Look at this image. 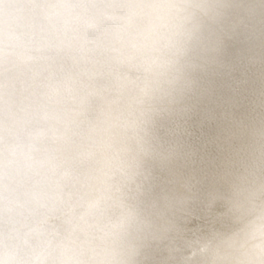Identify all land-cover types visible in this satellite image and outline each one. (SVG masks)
Segmentation results:
<instances>
[{
  "label": "rangeland",
  "instance_id": "374dc122",
  "mask_svg": "<svg viewBox=\"0 0 264 264\" xmlns=\"http://www.w3.org/2000/svg\"><path fill=\"white\" fill-rule=\"evenodd\" d=\"M57 1L11 0L6 6L12 8L10 15L18 12L29 15L42 5L25 34L19 27L9 26L17 30V36L5 44L7 50L13 51L25 43L24 50L31 53L29 59L35 61L20 70L17 59L24 54L19 51L0 62V92L14 98L9 105L3 104L0 97V264H200L209 257H196L194 250L203 246L215 249L242 231L253 232L258 228L264 212V56L257 60L250 51H247L249 56L247 52L236 54L233 37L227 36L220 24L235 19L234 12L223 13L219 26L215 22L203 34L184 29L175 31L178 24L169 19H163L147 33H134L119 55L130 53L143 41H151V45L133 57L130 67L122 61L113 60L107 65L102 60L108 58L117 42L112 35L127 26L125 18L109 19L91 29L85 25L94 16L131 13V3L109 0L97 9L95 0H67V11L49 18ZM82 8L84 14L73 28H67V22ZM189 22L194 26V20ZM103 35L110 37L104 38L94 50V43ZM220 35L225 37L221 39L225 44L215 48L210 39ZM76 37L85 38L83 46L57 49L56 45ZM245 40L243 44L249 38ZM203 42L208 44L206 48ZM91 52L97 58L90 59ZM84 57L87 59L81 61ZM161 57L166 59L160 75L167 80L173 78V72H169L171 65L188 62L182 73L184 81L168 89L163 87L165 81L148 86L146 81L154 70L146 66ZM213 60L216 64L211 63ZM50 62L59 63L58 67L44 77L39 76L37 73ZM102 64L109 68L94 72ZM90 72L92 77L86 80L74 76L83 77ZM119 73L121 76L117 77ZM55 83L66 87L55 90ZM36 87L42 92H37L31 100L39 107L36 115L40 119L45 115L46 121L25 120L15 132L1 134V126L29 108L23 105L26 100L22 92ZM83 93L89 95L82 101ZM58 99L70 112L81 104L88 107L79 124L66 126L73 130L67 142L56 138L58 128L53 124L44 125L53 113L45 104ZM107 100L109 106H102ZM107 121L111 129L119 130L120 136L112 142L94 140L93 135ZM60 148L67 155L51 161ZM101 148H106L108 157L115 152L110 158L113 160L106 162L105 174L96 160ZM48 161L51 164L45 165ZM96 179H101V194L90 203L91 187Z\"/></svg>",
  "mask_w": 264,
  "mask_h": 264
},
{
  "label": "bare ground",
  "instance_id": "6f19581e",
  "mask_svg": "<svg viewBox=\"0 0 264 264\" xmlns=\"http://www.w3.org/2000/svg\"><path fill=\"white\" fill-rule=\"evenodd\" d=\"M11 0H0V62L8 59L12 53H17L21 51L23 53V57L17 59L18 62V68L20 70L28 67L34 60H30L29 56L31 53L26 52L24 50V44H21L19 46H16L13 51H9L5 48V44H8L14 40V38L17 36V30L10 29V27H19L22 33H26L32 26V24L36 20L35 13L39 10L38 8L42 5H38L33 12H29V15H25V12L22 13H13L10 15V10L12 8H6L8 4L10 5ZM28 1V0H27ZM54 1V0H53ZM56 1V0H55ZM109 3V0H95V7L98 9L100 4L102 2ZM120 3H131L132 4V11L131 13H125V14H113L106 17H98L94 16L91 17V19L87 20L85 27L88 29H91L92 27L100 24L101 22L107 21L109 19H119V18H125L127 22V26L118 32H115L112 36H115V39H117V42L112 46V49L108 53V58H103L102 60L104 62H107V65H110L111 61L118 60L120 63L121 61L126 63L128 66H132V59L133 57H137V55H140L144 53L145 49L148 48L151 41H143L140 44L136 45L134 50L130 51V53L126 55H119L120 49L124 46V43L128 41L131 36L138 32L142 31L143 33H147L150 28L157 24H159L163 19H169L174 20L177 22L178 26L176 27L175 31H178L179 29L189 30L190 33L198 32V33H205L209 29V27L212 24L218 25V20L222 18L223 13L225 12H234L235 19L230 18L226 20L223 23H220L222 26V29H226L227 36H232L233 38L231 41H233L235 45V51L237 52V55H242L243 52L250 51V55L253 56L255 59L262 58L264 56V0H118ZM13 2V1H12ZM49 2V1H48ZM86 2V0L84 1ZM30 4V3H29ZM32 4V3H31ZM22 5V4H20ZM48 5V4H47ZM85 6V5H84ZM30 7V6H29ZM68 8V1L67 0H58L56 4H54L52 10L49 12V18L53 16H57L61 14L62 12H66ZM79 8V7H78ZM32 10V9H31ZM96 10V9H95ZM70 11V10H69ZM128 11V10H127ZM85 12V8L79 9L72 18L67 22H65L67 28H73L75 26L76 20H78ZM102 12V11H101ZM39 13V12H38ZM112 13V12H111ZM121 13V12H120ZM227 14V13H226ZM231 15V14H230ZM44 16V15H43ZM87 15H85L86 17ZM234 16V15H233ZM61 17V15H60ZM226 17V16H225ZM229 17V16H228ZM39 19V18H38ZM51 20V19H50ZM191 20H194L195 24L194 26H191L190 24ZM62 21V20H61ZM111 21V20H110ZM164 21V20H163ZM81 22V21H80ZM171 22V21H170ZM199 23L200 25H198ZM50 24V22H49ZM79 24V23H78ZM85 24V23H83ZM163 24V23H162ZM173 24V21H172ZM35 25V24H34ZM53 25V24H52ZM125 25V24H124ZM10 26V27H9ZM49 26V25H48ZM51 26V25H50ZM65 26V25H64ZM77 26V25H76ZM219 26V25H218ZM11 27V28H12ZM166 27V26H165ZM168 27V26H167ZM166 27V28H167ZM173 27V26H172ZM171 27V28H172ZM174 27V28H175ZM214 27V26H213ZM212 27V28H213ZM39 28V27H38ZM47 28V27H46ZM50 28V27H49ZM52 28V27H51ZM151 28V29H152ZM220 28V27H219ZM79 29V28H78ZM95 29V28H94ZM157 29V28H156ZM52 30V29H51ZM50 30V31H51ZM45 31V30H44ZM60 31V30H59ZM160 31V30H159ZM46 32V31H45ZM68 32V31H67ZM170 32V31H169ZM179 32V31H178ZM210 32V30H209ZM217 32V31H216ZM37 33V32H36ZM77 33V32H76ZM165 33V32H164ZM174 33V32H173ZM51 34V33H49ZM73 34V32H72ZM82 34V33H81ZM161 34V33H160ZM163 34V32H162ZM210 33H207V35ZM215 34V32L213 33ZM217 34H220V32H217ZM36 35V34H35ZM48 35V34H47ZM55 35V34H54ZM137 35V34H136ZM152 35V34H151ZM150 35V36H151ZM180 35V34H179ZM177 36L179 38L180 36ZM60 36V35H59ZM109 35H103L101 39L97 40L94 43V50L95 47H98L100 43L104 40V38H107ZM183 36V35H181ZM67 37V36H66ZM82 37V36H81ZM110 37V36H109ZM201 37V36H200ZM211 37V36H210ZM48 38V37H47ZM57 38V37H56ZM139 38V37H138ZM137 38V39H138ZM151 38V37H150ZM157 38V36H156ZM169 38V37H168ZM224 36L220 35V37L216 38L215 36L211 37V42H214L213 46L215 48H222L225 44L221 39L224 40ZM249 38L245 44H243V40ZM149 39V38H147ZM185 39V38H184ZM189 39V37H188ZM187 39V40H188ZM202 39V38H201ZM32 40V39H31ZM46 40V39H45ZM109 40V39H108ZM144 40V39H143ZM150 40V39H149ZM193 40V39H192ZM206 40V39H205ZM204 40V41H205ZM227 40V39H226ZM167 41V39H166ZM165 41V42H166ZM191 41V40H190ZM246 41V40H245ZM55 42V41H54ZM58 42V41H57ZM85 42V38H73L70 40L65 41L64 43H60L57 46V49H63L68 50L72 47H75V45H82ZM159 42V41H158ZM179 42V41H178ZM183 42V41H182ZM21 43V42H20ZM27 43V42H26ZM89 43V42H88ZM131 43V42H130ZM154 43V42H153ZM152 43V44H153ZM156 43V42H155ZM168 43V42H167ZM171 43V42H170ZM198 43V42H197ZM147 44V45H146ZM165 44V43H164ZM169 44V43H168ZM192 44V43H191ZM204 48L208 46L206 42L202 43ZM47 45V44H46ZM87 45V44H86ZM133 45V43H132ZM151 45V44H150ZM184 45V44H183ZM12 46V45H11ZM55 46V45H54ZM83 46V45H82ZM128 46V45H127ZM165 46H167L165 44ZM182 46V45H181ZM202 46V45H201ZM46 47V46H45ZM190 47V46H188ZM40 48V47H39ZM107 48V47H106ZM110 48V47H109ZM151 48V46H150ZM162 48V47H161ZM177 48V47H175ZM209 48V47H208ZM28 49V48H27ZM173 49V48H172ZM179 49V48H178ZM177 49V50H178ZM193 49V48H190ZM195 49V48H194ZM43 50V49H42ZM93 50V51H94ZM188 50V49H186ZM28 51V50H27ZM39 51V50H38ZM72 51V50H71ZM219 51V50H218ZM80 52V51H79ZM89 52V51H88ZM177 52V51H175ZM185 52V51H184ZM220 52V51H219ZM20 53V52H19ZM48 53V52H47ZM56 53V52H55ZM62 53V52H61ZM71 53V52H70ZM74 53V52H73ZM76 53V52H75ZM105 53V52H104ZM157 53V52H156ZM159 53V52H158ZM102 54V53H101ZM182 54V53H181ZM184 54V53H183ZM201 54V53H200ZM222 54V53H221ZM248 54V52H247ZM248 54V56H249ZM59 55V54H58ZM144 55V54H143ZM157 55V54H156ZM164 55V54H163ZM162 55V56H163ZM207 55V54H206ZM231 55V54H230ZM8 56V57H7ZM22 56V55H21ZM73 56V55H72ZM216 56V55H215ZM221 56V55H220ZM245 56V54H244ZM18 57V55H17ZM33 57H35L33 55ZM81 57V56H80ZM90 59L97 58V54L95 52H91V54L88 56ZM157 57V56H156ZM175 57V56H174ZM224 57V56H223ZM170 58V57H169ZM175 58H178L175 57ZM264 58V57H263ZM57 59V58H56ZM87 57H84L83 60L85 61ZM166 58L159 59L155 63H151L150 65H147L146 67H150V69H153L154 72L150 74V77L147 79L146 83L150 87V85L153 82L162 83L163 87H167L166 89L174 86L178 82L184 81L185 76L182 74L185 67L188 65V62H178L174 65H171L169 67V72H173V80H167L166 77L160 75L161 67L164 64ZM174 59V58H173ZM183 59V58H181ZM210 59V58H209ZM238 59V58H237ZM16 60V59H15ZM63 60V59H62ZM101 60V59H100ZM226 60V59H225ZM249 60V59H247ZM246 60V61H247ZM254 60V59H253ZM258 60V59H257ZM79 61V62H81ZM154 61V60H153ZM207 61V60H206ZM260 61V60H259ZM103 62V63H104ZM141 62V61H140ZM191 62V61H190ZM216 60H213L211 63H215ZM225 62V61H224ZM238 62V61H237ZM44 63V62H43ZM61 63V62H60ZM229 63V62H227ZM6 64V63H5ZM14 64V63H13ZM34 64V63H33ZM59 64V63H58ZM58 64L56 62H50L48 67H44V70L39 71L37 74L39 76L44 77L46 76L47 72L53 71L56 67H58ZM139 64V63H138ZM147 64V63H146ZM216 64V63H215ZM219 64V63H218ZM86 65V63H85ZM106 64H102L101 67L97 71L100 70L102 72H105L107 69ZM207 65V64H206ZM204 65V66H206ZM228 65V64H227ZM231 65V64H230ZM233 65V64H232ZM239 65V64H238ZM252 65V64H251ZM254 65V64H253ZM71 66V65H70ZM88 66V65H87ZM92 66V63H91ZM116 66V65H115ZM247 66V65H246ZM249 66V65H248ZM74 67V65H73ZM77 67V66H76ZM32 70V67H30ZM85 68V67H83ZM109 68V67H108ZM134 68V67H133ZM140 68V67H139ZM188 68V66H187ZM217 68V67H216ZM88 69V67H87ZM130 69V68H129ZM202 69V68H201ZM70 70V69H69ZM206 70V69H205ZM204 70V71H205ZM218 70V69H217ZM216 70V71H217ZM78 71V70H77ZM100 71V72H101ZM208 71V70H207ZM58 72V70H57ZM69 72V71H68ZM138 72V71H137ZM149 72V71H148ZM147 72V73H148ZM168 72V73H169ZM187 72V71H186ZM192 72V71H191ZM215 72V70H214ZM228 72V71H227ZM237 72V71H236ZM247 72V71H246ZM239 73V72H238ZM93 72L87 73L85 76L80 77L79 74H74L75 78H79L80 80H86L92 77ZM193 74V73H192ZM196 74V73H195ZM203 74H205L203 72ZM210 74V73H208ZM236 74V73H235ZM244 74V73H243ZM264 74V73H263ZM10 75V74H9ZM14 75V74H13ZM64 75V74H63ZM97 75V74H96ZM20 76V75H18ZM121 76V74L116 75ZM248 76V75H247ZM33 77V76H32ZM175 77V78H174ZM229 77V76H228ZM231 77V76H230ZM236 77V76H235ZM251 77V76H250ZM199 78V76H198ZM215 78V77H214ZM222 78V77H221ZM122 79V78H121ZM233 79V78H232ZM21 80V79H20ZM44 80V79H42ZM202 80V79H201ZM218 80V79H217ZM253 80V79H252ZM77 81V80H76ZM193 81V80H192ZM228 81V80H227ZM45 82V81H44ZM78 82V81H77ZM224 82V81H223ZM226 82V81H225ZM91 83V82H90ZM116 83V82H115ZM128 83V82H127ZM213 83V82H212ZM254 83V82H253ZM10 84V83H9ZM53 84V83H52ZM83 84V83H82ZM131 84V83H129ZM190 84V82H189ZM219 84V83H217ZM250 84V83H249ZM35 85V84H34ZM132 85V84H131ZM159 85V84H158ZM157 85V88H158ZM220 85V84H219ZM264 85V84H263ZM43 86H45L43 84ZM103 86V85H102ZM130 86V85H129ZM189 86V85H188ZM197 86V85H196ZM248 86V85H246ZM254 86V85H253ZM29 87V86H28ZM66 87L62 86L60 83H55L53 88H61ZM73 87V86H72ZM125 87V85H124ZM128 87V86H127ZM145 88L147 86H144ZM162 87V88H163ZM183 87V86H182ZM123 88V87H122ZM218 88V87H217ZM236 88V87H235ZM50 89V88H46ZM78 89V88H77ZM153 89V88H152ZM190 89V88H189ZM213 89V88H212ZM216 89V88H215ZM257 89V88H256ZM52 90V89H51ZM56 90V89H55ZM74 90V89H73ZM65 91V90H64ZM127 91V90H126ZM134 91V90H133ZM161 91V90H160ZM37 92H42V89L40 90L38 87L35 89L28 91L27 93L22 92V97L25 98L26 102L23 104L24 107L27 106L29 108L23 109L20 114L12 119L11 122L7 123L4 126H1V134L6 133H13L15 132L19 125H21L25 120L30 119H40L41 116L36 115L38 113L39 107L36 103H32V98ZM57 92V91H56ZM69 92H72L71 89H69ZM218 92V91H217ZM245 92V91H244ZM17 93V92H15ZM45 93V92H44ZM155 93V92H154ZM205 93V92H204ZM231 93V92H230ZM258 93V92H257ZM119 94V93H118ZM125 94V93H124ZM160 94V93H159ZM176 94V93H175ZM200 94V93H199ZM198 94V95H199ZM226 94V93H225ZM229 94V93H228ZM12 95V94H11ZM69 95H72L69 93ZM89 93H83L80 97V99L83 101L86 96H88ZM205 95V94H204ZM216 95V94H215ZM159 96V95H158ZM172 96V95H171ZM193 96V95H192ZM220 96V95H219ZM242 96V95H241ZM246 96V95H243ZM259 96V95H258ZM0 97L3 99V104H9L13 101V96H8L7 94H3L0 92ZM21 97V98H22ZM57 97V96H56ZM68 97V96H67ZM179 97V96H178ZM195 97V96H194ZM223 97V96H222ZM238 97V96H237ZM260 97V96H259ZM63 98V97H62ZM92 98V97H91ZM132 98V97H131ZM141 98V97H140ZM189 98V97H188ZM207 98V96H206ZM220 98V97H219ZM244 98V97H243ZM48 99V98H47ZM79 99V100H80ZM137 99V98H136ZM168 99V98H167ZM166 99V100H167ZM217 99V98H216ZM262 99V98H261ZM19 100V99H18ZM69 100V99H68ZM73 100V99H72ZM76 100V99H75ZM162 100V99H161ZM198 100V99H197ZM256 100V99H255ZM2 101V100H1ZM50 101V100H49ZM55 101V100H53ZM201 101V100H200ZM204 101V100H203ZM215 101V100H214ZM249 101V100H248ZM62 101L58 99L53 104H49L48 102L45 104V106H48V109H53V113L51 115V119L49 118V123L45 122V126L53 124L54 127L58 128L57 130V137L60 138L61 141L67 142L69 140L70 132H72V128L66 127L71 125H77L80 123V118L88 111V107L85 106V104H81L75 111L70 112V110H66V108L62 105ZM85 102V101H84ZM180 102V101H179ZM222 102V101H221ZM260 102V101H259ZM154 103V102H153ZM193 103V102H192ZM229 103V102H228ZM40 104V103H39ZM108 100L103 103L102 106H109ZM143 104V103H142ZM207 104V103H206ZM210 104V103H209ZM10 105V104H9ZM125 105V104H124ZM202 105V103H201ZM224 105V104H223ZM77 106V105H76ZM112 107V106H111ZM150 107V106H149ZM259 107V106H258ZM264 107V106H263ZM122 108V107H121ZM142 108V107H141ZM210 108V107H209ZM208 108V109H209ZM214 108V107H213ZM224 108V107H223ZM257 108V107H256ZM42 109V108H41ZM46 109V108H45ZM93 109V108H92ZM103 109V108H102ZM150 109V108H149ZM184 109V108H183ZM204 109V108H203ZM232 109V108H231ZM98 110V109H97ZM111 110V109H110ZM172 110V109H171ZM175 110V109H174ZM207 110V109H206ZM216 110V109H215ZM262 110V109H261ZM77 111V112H76ZM95 111V110H94ZM228 111V110H227ZM256 111V110H255ZM17 112V111H16ZM144 112V111H143ZM212 112V111H211ZM216 112V111H215ZM214 112V113H215ZM225 112V111H224ZM251 112V111H250ZM132 113V112H131ZM192 113V112H191ZM222 113V112H221ZM260 113V112H259ZM199 114V113H198ZM212 114V113H211ZM218 114V113H217ZM243 114V113H242ZM98 115V113H97ZM221 115V114H220ZM230 115V114H229ZM254 115V113H253ZM32 116V118H30ZM45 116V115H44ZM42 115V121H46L45 118ZM172 116V115H171ZM212 116V115H211ZM128 117V116H127ZM142 117V116H141ZM155 117V116H154ZM229 117V116H227ZM111 118V117H110ZM144 118V117H143ZM208 118V117H207ZM220 118V117H219ZM224 118V117H223ZM232 118V117H231ZM237 118V117H236ZM256 118V117H255ZM137 119V118H136ZM174 119V118H173ZM206 120V119H205ZM218 120V119H217ZM96 121V120H95ZM100 121V120H99ZM197 121V120H196ZM212 121V120H211ZM230 121V120H229ZM219 122V121H218ZM221 122V121H220ZM226 122V121H225ZM231 122V121H230ZM239 122V121H238ZM245 122V121H244ZM249 122V121H248ZM69 123V125H67ZM117 123V122H116ZM189 123V122H188ZM204 123V122H203ZM240 123V122H239ZM251 123V122H250ZM110 123L107 121L102 126L99 132L93 135V139L96 141H111L117 137L120 136V132L117 130H113L110 128ZM142 124V123H141ZM244 124V123H243ZM242 124V125H243ZM246 124V123H245ZM227 125V124H226ZM221 126V125H220ZM249 126V124L247 125ZM214 127V126H213ZM100 128V127H99ZM225 128V127H224ZM137 129V128H136ZM208 129V128H207ZM238 129V128H237ZM188 130V129H187ZM203 130V129H202ZM137 131V130H136ZM166 131V130H165ZM169 131V130H168ZM234 131V130H233ZM243 131V130H242ZM90 132V131H89ZM125 132V131H124ZM226 132V131H225ZM230 132V130H229ZM263 132V131H262ZM87 133V132H86ZM149 133V132H148ZM219 133V132H218ZM231 133V132H230ZM245 133V132H244ZM255 133V132H254ZM123 134V133H122ZM212 134V133H211ZM222 134V133H221ZM237 134V132H236ZM242 134V133H241ZM248 134V133H247ZM251 134V133H250ZM92 135V134H91ZM136 135V134H135ZM197 136V135H195ZM223 136V135H222ZM74 137V136H73ZM89 137V136H88ZM243 137V136H242ZM217 138V137H216ZM4 139V138H3ZM42 139V138H41ZM87 139V138H86ZM91 139V138H90ZM122 139V137H121ZM259 139V138H258ZM229 140V139H227ZM242 140V138H241ZM240 140V141H241ZM249 140V139H248ZM251 140V139H250ZM122 141V140H121ZM132 141V140H131ZM138 141V139H137ZM136 141V142H137ZM144 141V140H143ZM21 142V141H20ZM55 142V141H54ZM89 142V141H87ZM201 142V141H200ZM234 142V140H233ZM14 143V142H13ZM109 143V142H108ZM49 144V143H48ZM56 144V143H55ZM68 144V143H67ZM243 144V143H242ZM62 145V144H61ZM119 145V144H118ZM146 145V144H145ZM222 145V144H221ZM19 146V145H18ZM124 146V145H123ZM154 146V145H153ZM162 146V145H161ZM230 146V145H229ZM62 147V146H61ZM85 147V145L83 146ZM125 147V146H124ZM135 147V146H134ZM133 147V148H134ZM226 147V146H225ZM242 147V146H241ZM262 147V146H261ZM58 148V147H57ZM150 148V147H149ZM156 148V147H155ZM191 148V147H190ZM220 148V147H219ZM13 149V148H12ZM39 149V148H38ZM106 148L100 149L101 152H98L96 154V160L97 163L101 166V173L105 174V171L107 169L106 162H108V159L110 160L111 157L115 156V152L113 156L107 155V152L105 151ZM167 149V148H166ZM210 149V148H209ZM216 149V147H215ZM258 149V148H257ZM260 149V148H259ZM15 150V149H14ZM13 150V151H14ZM98 150V149H97ZM123 150V149H122ZM181 150V149H180ZM208 150V149H207ZM221 150V149H220ZM152 151V150H151ZM156 151V150H155ZM191 151V150H190ZM232 151V150H231ZM248 151V150H247ZM54 152V151H53ZM123 152V151H122ZM141 152V151H140ZM206 152V151H205ZM230 152V151H229ZM32 153V152H31ZM70 153V152H69ZM126 153V152H125ZM217 153V152H216ZM220 153V152H219ZM66 154V151L63 149H58V151L55 152V157L51 159V161H54L57 157L63 156ZM127 154V153H126ZM141 154V153H140ZM196 154V153H195ZM237 154V153H236ZM257 154V153H256ZM13 155V154H12ZM67 155V154H66ZM70 155V154H69ZM107 155V156H105ZM177 155V154H176ZM2 156V155H1ZM26 156V155H25ZM51 156V155H50ZM83 156V155H82ZM128 156V155H127ZM145 156V155H144ZM162 156V154H161ZM178 156V155H177ZM185 156V155H184ZM229 156V155H228ZM232 156V155H231ZM250 156V155H249ZM255 156V155H254ZM8 157V155H7ZM21 157V156H20ZM24 157V156H23ZM35 157V156H34ZM126 157V156H125ZM133 157V156H132ZM142 157V156H141ZM201 157V156H200ZM207 157V156H206ZM246 157V156H245ZM5 158V157H4ZM40 158V157H39ZM86 158V156H85ZM117 158V157H116ZM143 158V157H142ZM161 158V157H160ZM253 158V157H252ZM29 159V158H28ZM34 159V158H33ZM43 159V158H42ZM59 159V158H57ZM90 159V158H89ZM119 159V157H118ZM125 159V158H124ZM137 159V158H136ZM205 159V158H204ZM221 159V158H220ZM26 160V159H25ZM113 160V159H112ZM110 160V161H112ZM155 160V159H154ZM183 160V159H182ZM194 160V159H193ZM229 160V159H228ZM246 160V159H245ZM251 160V159H250ZM4 161V160H3ZM159 161V160H158ZM165 161V160H164ZM244 161V160H243ZM254 161V160H253ZM30 162V161H29ZM44 162V161H43ZM114 162V161H113ZM226 162V160H225ZM50 161L47 163H44L45 165L49 164ZM123 163V162H122ZM151 163V162H150ZM156 163V162H155ZM160 163V162H159ZM178 163V162H177ZM232 163V162H231ZM3 164V163H2ZM51 164V163H50ZM49 164V165H50ZM174 164V163H173ZM180 164V163H179ZM220 164V163H219ZM233 164V163H232ZM20 165V164H19ZM43 165V164H42ZM162 165V164H161ZM182 165V164H181ZM247 165V164H246ZM253 165V164H252ZM1 166V165H0ZM97 166V165H96ZM98 166V167H100ZM168 166V165H167ZM243 166V164H242ZM18 167V166H17ZM149 167V165H148ZM201 167V166H200ZM255 167V166H254ZM253 167V168H254ZM83 168V167H82ZM173 168V167H172ZM197 168V167H196ZM203 168V167H202ZM232 168V167H231ZM38 169V168H37ZM65 169V168H64ZM96 169V168H95ZM94 169V170H95ZM157 169V168H156ZM186 169V168H185ZM188 169V168H187ZM220 169V168H219ZM74 170V169H73ZM93 170V169H92ZM152 170V169H150ZM44 171V170H43ZM133 171V170H132ZM202 171V170H201ZM14 172V171H13ZM39 172V171H38ZM148 172V171H147ZM151 172V171H150ZM185 172V171H184ZM1 173V172H0ZM91 173V172H90ZM173 173V172H172ZM31 174V173H30ZM60 174V173H59ZM65 174V173H64ZM92 174V173H91ZM195 174V173H193ZM198 174V173H197ZM220 174V173H219ZM24 175V174H23ZM192 175V174H191ZM174 176V175H173ZM247 176V175H246ZM22 177V176H21ZM33 177V176H32ZM99 177V176H98ZM101 177V176H100ZM99 177V178H100ZM186 177V176H185ZM196 177V176H195ZM214 177V176H213ZM40 178V177H39ZM103 178V177H102ZM258 178V177H257ZM88 179V178H87ZM229 179V178H228ZM227 179V180H228ZM253 179V178H251ZM256 179V178H255ZM200 180V179H199ZM216 180V179H215ZM258 180V179H257ZM256 180V181H257ZM8 181V180H7ZM32 181V180H31ZM103 181V180H102ZM133 181V180H132ZM177 181V180H176ZM202 181V179H201ZM210 181V179H209ZM255 181V182H256ZM88 182V181H87ZM189 182V181H188ZM101 183V179H96L92 183V191L90 195V203L95 202V200L98 198V196L101 194V190L99 188ZM113 183V182H112ZM147 183V182H146ZM242 183V182H241ZM258 183V182H257ZM256 183V184H257ZM262 183V182H261ZM1 184V183H0ZM165 184V182H164ZM197 184V183H196ZM248 184V183H247ZM260 184V183H259ZM7 185V184H6ZM53 185V183H52ZM83 185V184H82ZM88 185V184H87ZM172 185V184H171ZM213 185V184H212ZM45 186V185H44ZM58 186V184H57ZM131 186V185H130ZM179 186V185H178ZM206 186V185H205ZM249 186V184H248ZM258 186V185H257ZM8 187V185H7ZM166 187V186H165ZM187 187V186H186ZM210 187V186H209ZM264 187V186H263ZM237 188V186H236ZM245 188V187H244ZM47 190V188H45ZM63 189V188H62ZM172 189V188H171ZM252 189V188H251ZM250 189V190H251ZM256 189V188H255ZM258 189V188H257ZM13 190V189H12ZM198 190V189H197ZM253 190V189H252ZM171 191V190H170ZM200 192V191H199ZM231 192V191H230ZM256 192V191H255ZM259 192V191H258ZM35 193V192H34ZM68 193V192H67ZM136 193V192H135ZM196 193V192H195ZM201 193V192H200ZM208 193V192H207ZM212 193V192H211ZM234 193V192H232ZM245 193V192H243ZM249 193V191H248ZM248 193L246 196H248ZM257 193V192H256ZM21 194V192H20ZM59 194V192H58ZM104 194V193H103ZM215 194V193H214ZM166 195V194H165ZM80 196V195H79ZM228 196V195H227ZM256 196V194H255ZM258 196V195H257ZM27 197V196H26ZM115 197V196H114ZM138 197V196H137ZM175 197V196H174ZM183 197V196H182ZM198 197V196H197ZM230 197V196H229ZM104 198V197H103ZM179 198H181L179 196ZM246 198V197H245ZM183 199V198H182ZM210 199V198H209ZM155 200V199H154ZM231 200V199H230ZM264 200V198H263ZM100 201V200H99ZM175 201V200H174ZM174 204V203H173ZM233 204V203H232ZM243 204V203H242ZM252 204V203H251ZM264 204V203H263ZM262 204V206H263ZM105 205V204H104ZM149 205V204H148ZM229 205V204H228ZM77 206V205H76ZM90 206V205H88ZM115 206V205H114ZM258 206V205H257ZM81 207V206H80ZM236 207V206H235ZM245 208V207H244ZM113 209V208H112ZM230 209V208H229ZM234 209V208H233ZM239 209V208H238ZM246 209V208H245ZM99 210V209H98ZM128 210V209H127ZM131 210V209H130ZM177 210V209H176ZM264 211V209H263ZM148 212V211H147ZM237 212V211H235ZM251 212V211H250ZM7 213V212H6ZM149 214V213H148ZM247 214V213H246ZM259 214V213H258ZM257 214V215H258ZM261 214V213H260ZM69 215V214H68ZM243 215V213H242ZM175 216V215H174ZM239 216V215H237ZM68 217V216H67ZM123 217V216H122ZM127 217V216H126ZM36 218V217H35ZM133 218V217H132ZM184 218V217H183ZM263 219L262 223H260V226L258 228H255L253 232H246L242 231V233L237 234V237L233 240H229L227 242L222 243L215 249L210 248L208 246H203V249L201 250H194L196 257H201L202 259L204 257L207 259H201L205 264H264V212L261 214V217ZM142 219V218H141ZM186 219V218H185ZM242 219V218H241ZM165 220V219H164ZM163 221V220H162ZM237 222V221H236ZM158 224V223H157ZM164 224V223H163ZM143 226V225H142ZM169 226V225H168ZM175 226V225H174ZM149 227V226H148ZM158 227V226H156ZM130 228V227H129ZM140 228V227H139ZM91 229V228H90ZM70 230V229H69ZM149 231V230H148ZM154 231V230H153ZM161 231V230H160ZM147 233V232H146ZM154 233V232H153ZM146 235V234H145ZM143 236V235H142ZM154 236V235H153ZM140 239V238H139ZM144 239V238H143ZM155 239V238H153ZM172 239V238H171ZM147 240V239H146ZM144 241V240H143ZM157 241V240H156ZM173 242V241H172ZM154 243V242H152ZM168 243V242H167ZM158 244V243H157ZM164 244V243H163ZM146 246V245H145ZM68 247V246H67ZM207 248V249H206ZM131 253V252H130ZM129 254V253H128ZM179 254V253H178ZM89 255V253H88ZM135 257V256H134ZM193 258V257H192ZM195 258V257H194ZM133 260V259H132ZM153 260V259H152ZM186 260V259H185ZM125 261V260H124ZM123 261V262H124ZM194 261V260H193ZM196 261V260H195ZM153 262V261H152ZM192 262V261H191ZM201 262L200 264H202ZM139 263V262H138ZM122 264V263H121ZM188 264V263H187ZM199 264V263H198Z\"/></svg>",
  "mask_w": 264,
  "mask_h": 264
}]
</instances>
